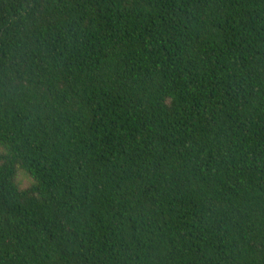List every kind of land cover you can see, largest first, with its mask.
Instances as JSON below:
<instances>
[{
  "label": "trees",
  "instance_id": "16d2710c",
  "mask_svg": "<svg viewBox=\"0 0 264 264\" xmlns=\"http://www.w3.org/2000/svg\"><path fill=\"white\" fill-rule=\"evenodd\" d=\"M0 264H264V0H0Z\"/></svg>",
  "mask_w": 264,
  "mask_h": 264
},
{
  "label": "rangeland",
  "instance_id": "374dc122",
  "mask_svg": "<svg viewBox=\"0 0 264 264\" xmlns=\"http://www.w3.org/2000/svg\"><path fill=\"white\" fill-rule=\"evenodd\" d=\"M16 181L20 185V188H25L30 183L29 179L26 178L23 174H18Z\"/></svg>",
  "mask_w": 264,
  "mask_h": 264
}]
</instances>
